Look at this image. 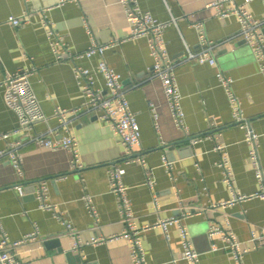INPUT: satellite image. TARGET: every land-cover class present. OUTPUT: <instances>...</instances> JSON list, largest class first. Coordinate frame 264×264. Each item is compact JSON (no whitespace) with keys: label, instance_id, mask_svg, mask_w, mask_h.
Returning <instances> with one entry per match:
<instances>
[{"label":"crops","instance_id":"1","mask_svg":"<svg viewBox=\"0 0 264 264\" xmlns=\"http://www.w3.org/2000/svg\"><path fill=\"white\" fill-rule=\"evenodd\" d=\"M211 1L139 0L141 8L159 20L175 18L164 31L173 59L181 60L188 47L199 48L197 22L204 24L208 39L222 42L214 50L217 65L198 61L178 63L176 74L183 96L185 129L174 119L162 79L152 76L154 59L149 37L129 36L131 25L121 0H0V150L14 138L4 139L2 133L18 125L13 107L15 96L3 83L5 74L29 68L31 73L23 84L34 89L47 115L46 120L35 123L32 131L45 132L53 139L75 136L83 164L79 168L73 166V154L67 147L50 148L34 142L20 147L23 175L7 156L0 157V216L5 230L12 240L23 238L36 227L39 232L36 240L17 248L23 260L30 264L83 261L133 264L130 243L124 238L101 244L85 243L81 249H74V236L57 215L61 213L69 220L84 242L94 236L122 232L125 223L110 185L112 164L125 168L123 179L140 224H154L160 218L192 211L181 222L188 226L193 244L200 252V264H240L224 247L226 240L221 234H209L212 223L232 229L243 246L253 245L249 240L252 228L264 231L261 196L212 206L229 199L233 193L231 184L224 179V168L219 165L221 151L215 148L217 144L226 146L236 190L251 194L262 188L250 158L245 130L233 120L218 69L233 78L232 87L244 112L260 134L258 150L263 173L264 76L251 46L238 34L241 27L238 16H219ZM246 7L256 18L264 20V0H252ZM25 8L40 11L33 12L29 22L14 25L10 16H20ZM43 15L51 18L63 34L64 50L68 49L74 55L72 58L57 59ZM113 39L121 41L106 50L105 58L121 73L141 129V143L129 152L112 126L95 114L69 111L67 122L62 123L56 113L58 107L79 108L85 100L83 83L75 72L77 66L95 71L96 85L105 88L103 75L97 71L100 56L80 54L93 41L106 43ZM165 153L174 160L171 172L163 165ZM129 156L141 159L128 160ZM148 177L155 179L153 187L148 184ZM43 179L48 180L49 201L56 209L39 207L32 193L33 184ZM19 183L27 192L23 197L15 188ZM155 193L158 208L153 205ZM87 194L93 197L97 217L86 204ZM143 242L150 264H190L183 258L177 222L170 224L167 231L161 226L146 229ZM241 264H264V247H252Z\"/></svg>","mask_w":264,"mask_h":264},{"label":"built area","instance_id":"2","mask_svg":"<svg viewBox=\"0 0 264 264\" xmlns=\"http://www.w3.org/2000/svg\"><path fill=\"white\" fill-rule=\"evenodd\" d=\"M250 1L252 0H244L242 3H238L237 0H212L210 5L216 8L217 14L221 17H226L231 14L238 16L241 24L238 34L251 46L255 59L259 63L260 71L264 76V20L256 18L246 7V4ZM121 2L125 7L127 19L131 25L129 36L134 38L141 36L149 37L150 50L154 59L152 76H159L162 79L165 94L174 119L180 127L186 129L185 111L182 106L183 96L176 74L178 63L181 61H198L217 65V57L214 50L222 42L208 39L205 34L204 24L202 22H197L195 26L199 31V48L197 50H192L188 47L181 60L173 59L168 52L164 31L169 24L175 21V18L168 21H161L151 12L144 11L140 6L139 0H121ZM39 11L40 10L30 11L25 8L20 16H10L9 20L17 26L22 22H29L30 15L33 12ZM42 21L46 26L47 36L57 59L67 60L72 58L74 55L68 51V49L65 48L64 50V47H66L64 36L56 28L54 21L47 15L42 16ZM120 41L121 40L116 39L106 43L93 41L90 46L80 54L81 56L87 57H92L94 55L100 56L97 71L103 75L105 88L96 85L97 77L95 71H92L88 67L77 66L75 72L83 83L85 100L79 108L67 110L66 108L58 107L56 113L62 123L67 122L69 111L74 113L79 111L95 114L98 118L112 126L129 152L134 146L141 143L140 125L135 113L131 109L127 96V87L123 82L121 73L112 68L105 58L106 50L117 45ZM30 73L31 70L25 68L5 74L3 83L15 96L13 107L18 115V125L13 130L2 133L1 136L4 139L9 140L12 136H14V138L9 140L6 148L0 150V157L7 156L17 172L23 175V156L20 147L25 143L34 142L50 148H58L60 146L67 147L73 154V166L76 168L82 167L81 150L75 136L63 135L60 139H53L47 136L45 132L32 131L35 123L46 120L47 115L34 89L29 85L23 84L28 81ZM217 76L220 84L224 86L227 91L234 122L245 130V140L250 144V158L254 166L256 177L261 182L262 188L251 194L240 193L236 190L234 187V173L231 168L226 146L217 144L215 148L221 151L219 165L224 168V179L231 184L233 193L229 199L219 203H213V207L234 204L237 201H242L254 196H261L264 198V173L258 150L260 134L255 130L251 119L246 116L244 112L242 101L232 87L233 78L221 69H218ZM151 105L155 111L154 105ZM154 115L155 118H157V112H154ZM134 159H141V157H128V160ZM173 161L174 160L171 159L167 153L164 154L163 165L169 172L172 170ZM109 172L111 190L117 195L125 228L122 232L108 236H94L90 240L84 242L71 222L56 211L58 218L66 224L69 231H71L74 236L73 248L81 249L85 243L101 244L124 238L130 243L132 263L150 264L146 258L143 232L153 226H161L167 231L170 224L177 222L180 226V234L182 237L183 258L187 259L190 264H200V252L193 244L188 226L181 222L182 217L190 215L192 211L186 210L179 216L160 218L154 224H140L134 212L132 199L128 193V186L123 179L125 168L118 164H112ZM147 182L153 187L155 179L148 177ZM15 188L19 196L23 197L27 194L24 185L19 183L15 185ZM32 193L38 200L39 207L44 209H56V206L49 201V185L47 179L39 180L33 184ZM85 199L91 213L97 217L98 212L95 209L92 195L87 194ZM153 205L155 208L159 207L157 193L154 194ZM209 234H221L226 240L224 247L234 254L236 260L240 264L242 263L244 254L252 247H264V231L258 232L256 228H252L249 238L253 244L252 246H243L242 241L237 238L232 229L226 228L222 224L216 222L210 225ZM38 235L39 232L36 227L33 231L25 234L23 238L12 240L5 230L0 216V264H30L29 261L19 257L17 248L27 242L36 240ZM80 264L87 263L83 261Z\"/></svg>","mask_w":264,"mask_h":264}]
</instances>
